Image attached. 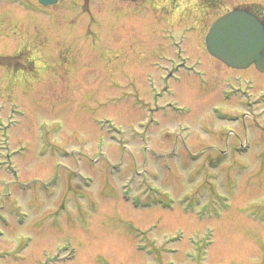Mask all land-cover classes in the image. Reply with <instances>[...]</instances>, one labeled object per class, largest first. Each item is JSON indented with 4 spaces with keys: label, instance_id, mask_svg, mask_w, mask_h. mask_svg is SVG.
Listing matches in <instances>:
<instances>
[{
    "label": "rangeland",
    "instance_id": "obj_1",
    "mask_svg": "<svg viewBox=\"0 0 264 264\" xmlns=\"http://www.w3.org/2000/svg\"><path fill=\"white\" fill-rule=\"evenodd\" d=\"M244 5L264 0H0V264H264V73L167 79Z\"/></svg>",
    "mask_w": 264,
    "mask_h": 264
},
{
    "label": "water",
    "instance_id": "obj_2",
    "mask_svg": "<svg viewBox=\"0 0 264 264\" xmlns=\"http://www.w3.org/2000/svg\"><path fill=\"white\" fill-rule=\"evenodd\" d=\"M58 0H41L44 4ZM208 46L229 65L247 67L255 63L264 71V24L246 9H235L218 18L208 34Z\"/></svg>",
    "mask_w": 264,
    "mask_h": 264
},
{
    "label": "flooded vegetation",
    "instance_id": "obj_3",
    "mask_svg": "<svg viewBox=\"0 0 264 264\" xmlns=\"http://www.w3.org/2000/svg\"><path fill=\"white\" fill-rule=\"evenodd\" d=\"M204 6V5H203ZM202 6V7H203ZM207 6V8L205 9V12H209V10H210V5H206ZM210 15H208V25H206V23H204V28H203V25H199V24H197V18H198V15H195V22L194 23H196L197 25H196V29H195V33H197V35L201 38V40L203 39V38H205V36H206V34H207V32H208V30H209V28H210V26H211V24H212V22H209V19H210V17H209ZM264 16V15H263ZM206 17H207V14H206ZM202 20H203V18H201ZM175 22V21H174ZM206 26H208L206 29H205V27ZM205 29V30H204ZM203 45H204V47H201V51H205L206 52V55H205V57L203 58V59H201L200 58V60H196L194 63L191 61V58H190V63H189V61H188V56H185L184 55V57H182V59L180 58V65H178L176 68H175V70L173 71V72H171L169 75H168V77H167V79H173V82H175V83H178V82H182V77L181 76H188L191 80L193 79V81H195V78H193L194 76H197L198 78L200 77V79H199V82H200V84H202V85H204V86H206V83H207V80H209L206 76H209L210 75V73H209V71H207V66H208V64H209V66L210 67H212L214 70H215V68L217 69L216 70V72H220V73H222V71H219V67L220 66H225L227 69H229V70H234V71H238L239 69H235V68H231V67H229L228 65H226L224 62H222L221 60H219L218 58H216L213 54H211L210 52H209V50H208V48H207V45H206V43H205V40L203 41ZM202 45V46H203ZM180 54H183L182 52H180ZM181 56H183V55H180L179 57H181ZM201 56L203 57V55L201 54ZM200 56V57H201ZM179 57H178V60H179ZM206 61V62H205ZM207 62H208V64H207ZM212 64V65H211ZM198 65H202L203 66V69L202 70H200V69H198L197 68V66ZM214 66V67H213ZM221 67V68H222ZM239 71H243V70H239ZM175 72H177L176 74H175ZM182 74V75H181ZM221 76H222V74H221ZM223 78H225L224 79V82L225 83H232V84H234V87L236 88V91H238V92H240V93H242L243 94V96L245 97V99H247V98H250L251 97V94L249 93V89L251 88V87H254V86H252V85H247L246 84V77L243 75V74H238L237 75V77H234V76H232L231 74H226V76L225 77H223ZM220 81V80H219ZM218 81V82H219ZM221 81H222V78H221ZM184 83H182L181 85H183ZM191 84H195V83H191ZM199 84V83H198ZM177 87V85H174L173 84V87ZM200 86V85H199ZM247 87L249 88V89H247ZM186 90H188L187 89V86H183V89H182V93L183 92H187ZM227 89H224V91H223V97H224V94H225V92H227L226 91ZM192 92V91H191ZM247 96H246V95ZM192 97V96H191ZM224 99H225V97H224ZM254 99H250L249 101H248V104L250 105V106H254L255 104H256V101H253ZM253 104V105H252ZM167 107H170V108H172V109H175V111H176V114H180L178 111H181L182 110V107L176 102V101H169L167 104H164V105H162V106H160V108H162V109H165V108H167ZM253 108V107H252ZM253 113H252V112ZM178 112V113H177ZM187 113V112H186ZM186 113H184V114H186ZM213 113L214 114H218V118H228V117H226V114H228V113H223V112H221V110H219V111H217V112H215L214 110H213ZM247 114H255V116H256V114H260V112L259 111H257L256 113L253 111V110H250V111H247L246 112ZM245 113V114H246ZM174 114H175V112H174ZM243 114V113H242ZM239 116H240V114H236V118L238 119L239 118ZM242 118H241V120H236V121H242V119H243V116H241ZM191 126V125H190ZM264 129V128H263ZM234 129H232V128H230V129H228V132L230 131V132H234L233 131ZM245 132H246V126H245ZM245 132L243 133V136L241 137V140H240V143H236V144H234V143H230V142H227L226 143V147H224V149L226 148V150H234V151H240L243 147H244V145H245V142H246V136H247V132H246V136H245ZM238 136V135H237ZM183 138H184V143L182 144L183 145V147L185 146L186 147V149L187 150H190L189 149V147H191L192 145H190V144H188L189 142H188V140H187V136H186V134L183 136ZM252 145V140H250V144H249V146H251ZM180 147V146H179ZM211 147H212V145H211ZM221 149H223V147L221 148ZM220 149V150H221Z\"/></svg>",
    "mask_w": 264,
    "mask_h": 264
}]
</instances>
